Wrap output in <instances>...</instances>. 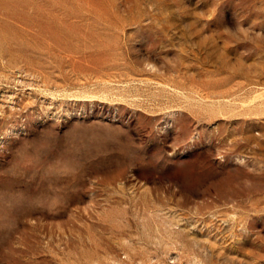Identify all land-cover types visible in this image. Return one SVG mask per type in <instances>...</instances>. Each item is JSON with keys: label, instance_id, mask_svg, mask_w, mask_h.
I'll list each match as a JSON object with an SVG mask.
<instances>
[{"label": "rangeland", "instance_id": "rangeland-1", "mask_svg": "<svg viewBox=\"0 0 264 264\" xmlns=\"http://www.w3.org/2000/svg\"><path fill=\"white\" fill-rule=\"evenodd\" d=\"M0 264H264V0H0Z\"/></svg>", "mask_w": 264, "mask_h": 264}]
</instances>
